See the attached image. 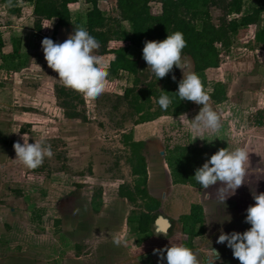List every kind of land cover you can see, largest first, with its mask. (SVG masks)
<instances>
[{"label":"crops","instance_id":"0c3cea01","mask_svg":"<svg viewBox=\"0 0 264 264\" xmlns=\"http://www.w3.org/2000/svg\"><path fill=\"white\" fill-rule=\"evenodd\" d=\"M102 2L98 0V6L105 14ZM82 8L85 9L86 27V13L91 5L78 0L70 8L71 25L60 28L54 42H63L74 31ZM32 11L31 2L0 0V16L7 20L6 25L0 24V264H167L166 251L157 250L177 242L199 250L201 264L204 250L210 246L220 253L216 264H240L226 242L216 241L221 229L230 233L243 232L251 227L245 222L246 209L255 203L254 193L264 192V157L262 160L259 154L260 148H264V139L256 131L264 130V126L253 125L246 132V138L239 137L242 130L234 128L235 120L228 118L229 114L225 119V114L221 113L222 126L217 132L198 135L191 129L190 121L185 119L183 129H176V137L168 139L172 142L167 145L170 149L189 147L209 153L220 148L247 145L251 158L244 183L223 202L216 195L221 182L207 189L200 185L174 183L165 161L166 148H156L161 159L150 160L147 152L151 148L146 143V191L159 202V208L152 213L158 214L157 219L163 217L168 222L167 236L156 231L159 226L156 221L151 226L152 234L142 233L138 222L139 213L146 212L142 200L138 198L135 206L118 196L120 186H133L130 167L127 172L123 168L119 176L99 179L98 187L93 183L77 189L75 185L81 181L68 185L66 174L60 170L56 173L49 171L45 162L36 169H28L15 160L13 144L17 141L23 143L21 137L25 133L29 143L36 141L37 136L45 135L46 121H51L53 110L49 103V98L53 97L34 86L49 82L56 72L48 66L42 45H36L45 37L33 30ZM25 14L29 17L26 18ZM135 55L131 54L132 57ZM119 75L128 73L120 72ZM216 83L222 82L217 80ZM216 83L207 82L211 85L209 93ZM223 104L224 101L214 105L220 107ZM56 108L62 111L60 107ZM36 110L41 116L38 117ZM191 111L185 113L187 117ZM158 119L136 124L129 132L122 133H130L136 142H147L158 130L163 136L161 127L142 129ZM42 121V127L37 125ZM123 149L126 148L123 146ZM193 205L202 207L203 222L185 225L181 218L191 213Z\"/></svg>","mask_w":264,"mask_h":264},{"label":"trees","instance_id":"16d2710c","mask_svg":"<svg viewBox=\"0 0 264 264\" xmlns=\"http://www.w3.org/2000/svg\"><path fill=\"white\" fill-rule=\"evenodd\" d=\"M33 4V30L43 37L56 40L58 30L71 25L70 8L78 0H22ZM262 1V0H261ZM91 5L86 13V28L100 41L97 52L104 54L108 61V84L106 89L113 92L118 87L120 72H126L134 77L133 85L122 88V96L118 99L126 102L132 116H136L134 124L153 121L162 116L178 120L181 114L189 112L192 101L177 96L178 85L172 82L170 70L163 78L151 73L148 82L139 81L140 61L143 59L142 49L144 42L151 40L162 41L177 30L184 34L186 47L182 50V57H188L193 66V72L199 74L204 88L207 86L204 72L218 68L224 57L229 53L233 36L241 29L258 27L264 5L251 4L245 7L246 0H116V15L104 14L98 6V0H85ZM158 3L161 12L153 10L152 4ZM219 8L223 16L218 24H214L211 16L212 8ZM16 11H11L14 13ZM127 25V27L125 26ZM248 35L255 44L264 46V21L257 30H249ZM131 48L136 55H130ZM53 92L58 106L63 110L67 119L86 117L78 110V106L85 108L84 94L72 88L57 85ZM162 91L172 97V103L166 110L158 104ZM210 100L221 103L226 100V88L222 83L212 86L208 93ZM255 124L264 126L260 117ZM122 144L127 150V164L134 177L133 186L123 185L118 188V196L126 198L132 205L137 206V199L143 202L146 212L139 213V229L142 233H151V226L157 220L159 202L150 197L146 191L148 172L144 155L146 142H136L130 133L121 136ZM166 157L170 174L174 183L199 185L194 180L195 170L202 166L207 158L215 152L189 147H166ZM82 175V174H80ZM83 176V175H82ZM86 182H79L77 188L83 187ZM202 207L193 205L191 213L181 218L183 223L191 226L202 223ZM195 234L193 233L192 236Z\"/></svg>","mask_w":264,"mask_h":264},{"label":"rangeland","instance_id":"374dc122","mask_svg":"<svg viewBox=\"0 0 264 264\" xmlns=\"http://www.w3.org/2000/svg\"><path fill=\"white\" fill-rule=\"evenodd\" d=\"M103 1L104 3L102 2L101 6H103L102 9L105 14L115 16V0ZM257 3L264 5V0H246L245 7ZM152 7L155 12H161L160 4L153 3ZM83 9L80 12L81 17L80 20H77L76 27H85L83 18L85 9ZM7 13L10 14L9 12ZM25 15L26 18L29 17L27 14ZM211 16L213 23L218 24L223 12L217 7L212 8ZM31 17L33 18V16ZM261 19L264 21V12L261 14ZM6 21L0 16V24L4 23L3 25H6ZM262 21L257 28L241 29L235 34L229 53L224 57L223 63L218 70L208 69L205 72L206 84L207 82L210 84L216 83L217 80H221L224 83L227 89V100L220 107L214 105L215 103L210 99L209 104L220 114L224 113L225 119H227V114H229L228 118L231 117L235 120L233 121L236 123L234 128L242 130L239 137L246 138V135H248L246 132L251 130L253 125H256L255 119L259 118L258 112H261L260 117L264 121V46L255 44L254 40L248 35L249 30H257L261 27ZM10 23L13 24L14 21L11 20ZM15 23L18 24L19 22ZM125 26L127 27L126 24ZM41 41L36 43V45L39 46ZM135 51L132 48L130 55L137 53ZM35 63H37L36 60ZM148 67L145 60L140 61L138 78L142 84L148 82L151 77L152 71ZM190 72H193L191 60L188 57H182L180 68L174 65L172 77L175 76V79H172L173 84L178 85L183 75L186 76ZM56 74L53 72L52 79L49 82H45V84H34L36 88H41L37 90L53 97L49 98V103L53 106V110L51 111V121H46L47 129H44L46 134L37 136L36 139V141L43 140L52 147L53 155L44 159L50 169L49 171H55L56 173L60 170L64 172L68 185L72 184L73 181H86L87 183L83 187L94 184L98 187L99 179L108 176H119L123 173V168L127 172L129 170L126 161L128 156L127 150L123 149L121 135L123 134L122 132H129L134 128V122L137 118L131 115L126 102L118 99V97L122 96L123 87L133 85L134 77L130 74L126 76L119 75L118 87L113 92L105 89L102 94L94 98L84 95L85 108L78 106V110L86 117V121H82L80 119H67L63 114V110L55 109L56 106L59 107L53 95L56 90L55 86H65ZM209 87L211 85L207 84L204 88L207 93L210 92ZM201 107L202 105L192 101V111L187 118H190V120L194 118ZM36 113L38 117L41 116L40 111L36 110ZM184 120L182 116L178 120L166 116L144 126L146 128H142L145 130H155V127L164 129L163 136L158 134L160 132L158 130V132L154 133L159 136L152 134L153 136H150L146 142L151 148V153L147 152L150 160L161 159V155L159 156L155 149L164 150V147L171 145L172 142L170 143L168 139L176 137V129H183ZM226 121L232 125H230L231 127L234 126L232 122ZM37 125L42 127L43 121ZM256 131L264 139V130L257 129ZM185 137L183 140H185ZM260 150L259 154L262 159L264 157V148H260ZM248 151L251 158V150L249 148ZM144 154H146L145 150ZM127 174L129 175V172Z\"/></svg>","mask_w":264,"mask_h":264},{"label":"clouds","instance_id":"9594fccd","mask_svg":"<svg viewBox=\"0 0 264 264\" xmlns=\"http://www.w3.org/2000/svg\"><path fill=\"white\" fill-rule=\"evenodd\" d=\"M184 34L177 30L168 34L162 41H145L142 49L143 59L148 68L159 78L170 72L174 65L180 68L182 50L186 47ZM44 58L48 66L58 73V79L66 87L81 92L87 97H96L104 92L108 84V61L104 54L97 52L100 41L90 34L86 27L78 26L63 42H54L45 37L41 41ZM175 79V76L172 77ZM182 99L202 105L198 114L189 120L186 114H181L190 121L191 129L198 135L217 132L221 128V115L209 104V95L204 90L201 78L196 72H190L178 84L175 93ZM172 103V97L162 91L158 98L159 106L166 110ZM21 139L13 144L18 160L28 169H36L46 157L53 155L50 144L41 141L29 143L25 133ZM249 171V151L247 145L234 149L220 148L205 160L202 166L195 170L194 180L203 188L221 182L216 195L222 202L227 195L244 183V177ZM208 195L207 193H205ZM209 196V195H208ZM255 203L246 209L245 222L251 225L243 232L232 231L225 233L222 229L217 243H225L232 249V254L238 258L240 264H264V192L253 194ZM164 218H158L157 224ZM167 223L166 221H164ZM156 231L167 236V228L158 226ZM167 264H201L199 250L184 243H172L166 249ZM220 253L216 248L208 247L204 250L203 264H216Z\"/></svg>","mask_w":264,"mask_h":264},{"label":"water","instance_id":"95a60500","mask_svg":"<svg viewBox=\"0 0 264 264\" xmlns=\"http://www.w3.org/2000/svg\"><path fill=\"white\" fill-rule=\"evenodd\" d=\"M159 218H161V217H159ZM157 220H158V219H157ZM157 220H156V223H157ZM164 221H166V220L163 219V220L160 221V224H159L160 227H165V226L168 227V222L166 221L167 223H165ZM167 227H165V228H167Z\"/></svg>","mask_w":264,"mask_h":264},{"label":"bare ground","instance_id":"6f19581e","mask_svg":"<svg viewBox=\"0 0 264 264\" xmlns=\"http://www.w3.org/2000/svg\"><path fill=\"white\" fill-rule=\"evenodd\" d=\"M165 227H167V226H165Z\"/></svg>","mask_w":264,"mask_h":264}]
</instances>
